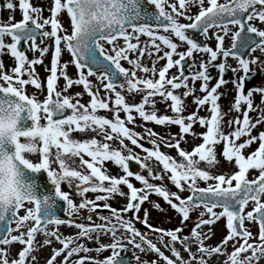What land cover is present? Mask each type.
I'll list each match as a JSON object with an SVG mask.
<instances>
[{
  "label": "snow or ice",
  "instance_id": "obj_1",
  "mask_svg": "<svg viewBox=\"0 0 264 264\" xmlns=\"http://www.w3.org/2000/svg\"><path fill=\"white\" fill-rule=\"evenodd\" d=\"M146 3L155 7V15H148L140 0H52L50 16L43 18L41 7H34L30 0H18L22 20L13 23L14 17L9 16L8 23L0 24V56L9 55L15 64L10 71H6L4 63L0 61V246H4L0 247V264H32L36 260L31 253L35 251L37 233L54 237L62 245L60 249H53L46 264H55L57 258L65 253L61 264H69L72 256L92 251L83 244H76V241L85 237L92 239L93 234L97 241L101 235H112L111 244H101L95 249L97 253L111 249L112 254L103 260L80 257L73 264H128L120 258L121 251H128L124 240L116 235L121 229L130 234V238L126 240L128 245L141 252L156 253L164 264H191V261H195V264H208L205 257L211 258L214 255L226 256L222 264H259V260L264 257V131L258 136L251 135L257 125L264 123V108L253 107L254 93H259L261 104L264 105V88L251 89L245 94L244 82L251 73L250 65H259L260 61L255 57L246 59L243 54L257 50L264 53V30L252 23L258 21L264 24V0H225L224 3L207 0V7H204L205 0H176V3H169V0H146ZM194 4L199 6L198 14L186 15ZM3 7L14 11L16 5L12 0H5ZM63 13L69 17L70 34L59 19ZM181 17L191 22L182 24L179 22ZM141 20H154L155 25L139 23ZM229 25L238 27V31L232 33V47L229 49L223 47V36L216 35L217 45L213 50L207 45L199 44L187 34L191 29L207 37L210 29L218 28L227 35ZM46 26L50 27V31H44ZM161 32L164 34H160ZM141 35L149 38L144 47L139 44ZM38 36L53 42L51 67L46 69L50 71L47 77V95L43 101L26 92L28 85L43 90L35 65L43 63L42 58L49 48L38 46ZM253 36L259 39H254ZM6 38H10V42H6ZM174 38L179 44L174 42ZM120 39L124 41L123 46L117 44ZM133 40L137 42L133 43ZM105 43L111 48L106 49ZM21 44L28 45L30 51L39 52L40 58L29 60L25 51L21 50ZM182 44L187 45L186 51H178ZM65 49L72 55V63L78 70L79 76L76 79L68 76V65L60 63ZM137 52L139 55L136 59H131L130 54ZM160 52L163 55L157 56ZM194 53H206L209 59L207 62H200L198 71L185 75L183 62L192 59ZM146 54L149 57L156 56L151 67L142 63ZM220 55L237 60L239 68L232 71L244 74L238 81H233L237 88L233 110L239 113L242 104L247 106L242 112V119L237 117L228 121L230 128L233 125L235 127L227 134L223 131L225 114L218 104L220 95L217 91L226 83L223 79L226 64L216 65L221 78L215 86L210 89L208 87L211 77L207 69L214 66L213 62ZM159 60H165L166 63L157 69ZM122 61L131 65V69L123 67ZM174 67L179 69V73L169 77L168 73ZM195 67V63L189 65L190 69ZM101 68L103 71L98 74L97 70ZM84 69H87L86 74ZM138 72L145 76H139ZM93 76L100 81L102 90L106 93L104 97L100 95L101 89L89 80ZM61 78L65 85L58 91L57 81ZM121 78L123 82L118 83ZM189 80L193 84L202 81L200 92L206 95L203 98L195 97L193 103L197 105V110L184 116V100L194 96V89L188 85ZM74 85L83 86L84 92L90 97L87 105L80 102L81 93L65 95ZM180 88L185 89L182 96L175 94ZM123 93L143 95L139 103L130 104ZM156 97L162 98V102L170 101L168 106L172 116L157 114ZM205 105H210V118L198 115ZM146 108H151L152 111H146ZM98 110L111 112V118L98 115ZM253 111L260 112L255 122L249 115ZM121 112L124 113V118H121ZM133 113L138 114L144 122L178 126L179 137L165 139L148 129L147 135L151 138L149 142L153 147L143 148L138 141L144 137L128 127L135 123ZM197 123L207 130L199 136L203 142L189 152L181 148V141L186 135H196L193 127ZM88 132L96 135L84 140L73 138V133ZM96 136L103 139L98 140ZM242 137L247 139L238 143ZM113 140L118 142V147H112L110 142ZM125 140L136 148H141L146 155L141 157L134 153L125 144ZM257 141L258 148L245 156L244 150ZM161 144L175 148L181 158L179 162L161 152ZM221 144L223 148L220 154L229 163L234 161L238 169L230 176L212 175L201 167V164L208 168L218 164L216 146ZM29 155H38L39 161L33 162L28 158ZM133 161L147 175L131 171L130 163ZM152 161H155V167ZM107 162L121 169L123 174L110 175L105 167ZM250 170L259 173L251 180L248 179ZM40 174H46V182L51 186V191L40 183ZM130 178L138 181L142 187H135ZM165 179L170 180L179 192L190 191L192 194L182 198L163 184L150 182ZM212 180L216 183L205 188L197 184V181ZM64 184L69 188L74 187L76 194L82 198L78 205L73 202L69 193L62 190ZM122 187H126L128 192L125 193ZM90 192L97 193L95 199L86 197ZM152 194L161 197L180 215L181 224L190 219L193 210L204 209L199 213L190 236L183 239L179 235L183 231L182 227L174 230L156 229L148 224L146 210L143 220H140L139 215H134L135 220L145 224L151 231L160 233V243L164 244L175 259L165 256L156 244L134 227L131 220L122 218V214L129 212L138 214ZM116 195L127 198L124 208L118 211L110 208L107 203L103 204V208L112 213L117 223H111L107 217H99L104 223H94L91 215L87 217V225L72 219L82 209L95 213L99 208V201H107ZM57 201L66 204L65 212L69 219L56 216L54 208ZM250 203L254 207L246 212ZM26 204L32 207L26 208ZM154 207L162 210L159 204ZM217 208L221 211H215ZM21 210L25 213L22 216L19 215ZM206 215L208 219H204ZM222 218L226 219L228 234L219 245L206 247L205 240L211 238V226ZM246 221L258 225V237L254 238L245 227ZM29 222H32L31 226ZM12 224L16 227L13 228ZM49 225H54L56 230L49 231ZM61 225L75 227L79 232L77 235L64 237L58 231ZM205 226L209 227L208 232L202 231ZM13 232L19 234L13 235ZM164 237L169 238L167 243ZM136 238L147 245V248L137 243ZM189 239L197 244L195 253L191 251ZM253 239H258L259 243H250ZM229 242H234L233 251L226 253L222 249ZM14 243L23 247L16 258L9 260L7 246ZM43 243L48 245L51 240L45 239ZM176 243L183 245L190 260L182 258L174 247ZM74 244L76 246L73 247ZM249 252L251 255H243ZM136 259L139 260V257ZM151 264H157V261H152Z\"/></svg>",
  "mask_w": 264,
  "mask_h": 264
},
{
  "label": "rangeland",
  "instance_id": "obj_2",
  "mask_svg": "<svg viewBox=\"0 0 264 264\" xmlns=\"http://www.w3.org/2000/svg\"><path fill=\"white\" fill-rule=\"evenodd\" d=\"M37 1H46V0H30V2L36 3ZM50 3H52V0H49ZM12 2L14 3V5H16L15 10L13 11V15L9 14L10 10H7L3 7L4 2L2 0H0V24H4L7 21L3 18H7L8 15L9 16H13L15 17V21L19 22L22 20V13L19 10L18 7V0H12ZM220 3H224L225 0H219ZM169 3H176V0H169ZM207 0H205V4L204 7H207ZM168 11H170V9H166ZM199 11V6L198 5H192L190 7V9L187 11L186 15L188 16H195L196 14H198ZM50 16V11L48 16H42V17H49ZM60 21L61 23H63L64 28L68 29V31L70 32V22L69 24H67V19L65 17V14H61L60 16ZM69 20V19H68ZM70 21V20H69ZM179 22L182 24H188L191 21L184 19L183 17L179 18ZM15 23V22H13ZM257 28L264 30V24H261L258 21H253L252 22ZM229 32L227 35H225V33L218 29V28H214L212 30H210L208 32L207 37L202 35L200 36L198 39H196L198 42H200L202 45H207L209 47H211L213 50L216 49V45H217V40H216V35H220L224 37V41H223V47L225 49H229L231 48L232 45V33L236 32L238 30L237 26H233V25H229ZM131 32V31H129ZM160 34H164V33H160ZM149 41V38L147 36L141 35L139 37V44L141 47H144L145 44ZM6 42H10L9 40L6 39ZM133 43H136V40L132 41ZM174 42H177L179 44V41H176L174 38ZM159 43V42H158ZM52 41L51 39H48L47 44L44 45L41 48L44 47H48L49 51L48 53L42 58L43 63L39 64V65H35V71L36 74L41 82V84L43 85V90L40 89H36L31 85L26 86V92L29 96H33L35 95L39 100L43 101V99L45 98V96L47 95V77L50 75V71L46 70V69H50L51 67V58H52ZM117 44L120 46L124 45V41L122 39L117 41ZM104 47L106 49H110L111 46L107 45L106 43L104 44ZM163 47V46H162ZM165 51H167V49H164ZM187 50V45L186 44H182L180 45V47L178 48V51H186ZM152 51L154 52L155 50L152 49ZM25 54L27 55V57L29 58V60L32 59H36V58H40V54L39 52H33L30 50H25ZM139 55V53H131L130 54V58L131 59H136V57ZM157 56H162L163 52L157 53ZM258 58V60L260 61L259 65H250L251 68V72L254 71L255 69L259 70V79L255 82V84L251 87V89H258V88H264V53L260 52L259 50L255 51V52H251L248 56L247 59H251V58ZM72 57H70L69 52L65 49L60 57V63L61 64H67V69L66 72L68 74V76L70 78L76 79L79 76L78 70L75 67V65L72 63ZM174 59H178V57H174ZM209 59L208 54L206 53H194V56L192 59H189V65L195 63L196 67L195 68H189L188 67V72L189 75H191V73L193 71H198L199 70V64L201 61L207 62ZM156 60V56H152L149 57L147 54L142 58V63L145 66L151 67L152 66V62ZM0 61H2L4 63L5 66V70L6 71H10L11 68H13L15 66L14 64V59L12 57H10L9 55L5 54L3 56H0ZM123 67H125L126 69H131V65H129L126 61H122L121 62ZM166 63L165 60H159V62L156 64V68L160 69L161 67L164 66V64ZM220 63H224L226 64V69L230 70L231 72V76L228 80H225L226 83L223 84L217 91L218 94L220 95V99L218 100V104L220 105L221 111L225 114L224 115V121H223V131L225 132V134H227L228 132L232 131L235 127V125H233L232 128H230L228 126V121L229 120H234L237 117H239L240 119H242V112L244 110H246V105L241 106V112H236L235 110H233L232 106L235 102V97L237 95V88L236 85L233 83V81H238L240 76L244 75L241 71H236L233 72L232 69H237L239 68L238 65V61L235 60L232 57H223L222 55L218 56V59L213 62L214 66H209L207 71L209 76L211 77V80L208 82V87L209 89L213 86H215V84L217 83V81L219 80V70L218 67L216 65H219ZM84 73L86 74V72L84 71ZM179 73V69L178 68H172L168 75L169 77L173 76V75H178ZM99 74V73H98ZM139 76H145L144 73H137ZM148 76L150 77L151 74H148ZM158 78V77H156ZM89 80L92 82L93 85H95L97 88H100V95L101 97H104L106 95V93L102 90V87L100 85V81H98L96 79V77H89ZM123 82V81H122ZM121 82V83H122ZM202 81H196L195 84L192 83L191 80L188 81V85L190 88L194 89V96H189L184 100V104H185V111L183 112L184 116H188L189 114L195 112L197 110V105H195L193 103V100L195 97H200L203 98L204 95H206V93H202L200 92V86H201ZM65 85V81L63 80V78L59 79L57 81V90L61 91L63 89ZM250 89V90H251ZM119 90V89H118ZM185 91L184 88H180L178 90H176L177 95H181L183 94V92ZM75 93H81V96L79 97V100L81 103L87 105L90 101V97L87 95V93L84 92L83 86H76L74 85L71 89H69V91L67 93H65V95H69V96H74ZM126 96V101L130 104L132 103H139L142 95L143 94H133V95H128L127 93H123ZM112 99H114V96L112 97ZM156 104H155V110L157 111L158 115H168V116H172L173 113L171 112L170 108H169V102H162V98L160 97H156ZM261 96L259 95V93H254L253 95V107L254 108H264V105L261 104ZM75 102V100L73 101ZM111 106V105H110ZM210 105H205L203 106L199 112L198 115L201 117H206V118H210V111H209ZM146 111H152L151 108H146ZM98 115L101 116H106L111 118L112 113L111 112H107L104 110H98ZM121 118H124V113L121 112L120 113ZM134 117H135V123L134 124H130L128 125V127L138 133L140 136L144 137L142 140H144L145 142H147L150 146V149L153 147V145L149 142L150 141V137L147 135V130L151 129L153 132L157 133L159 136L165 137V139H168L172 136H176L177 138L179 137V127L176 125H156L152 122H144L136 113H133ZM250 117L252 118V121L255 122L256 119L259 117L260 112L259 111H253L249 113ZM206 128L205 127H201L198 123L194 125L193 127V132L196 134L195 136L193 135H186L184 140L181 141V148L187 151H192V149L196 146L199 145L200 143H202V139L199 138L200 134L206 132ZM264 131V123H261L259 125H257V127L255 129L252 130L251 135L252 136H258V134L260 132ZM96 135L95 133L92 132H88L87 134L85 133H73V138L74 139H78V140H84V139H88L91 138L92 136ZM96 138L98 140H102L103 138L101 136H96ZM244 139H247V137H242L240 141H238V143H242L244 141ZM125 144L128 146V148H131L132 151L134 153H136L137 155L143 157L144 155H146V153L140 149V148H136L135 146H133L130 141L125 140L124 141ZM112 144L113 148L118 147V142L116 140H113L110 142ZM258 141L257 143L252 144L249 148L244 150V154L245 156H247L248 154H250L251 152L255 151L258 148ZM222 148L223 145H217L216 146V153H217V159H218V164H216L214 167L208 168L207 165L205 164H201L202 168H206L212 175H226V176H230L231 174L235 173L236 171H238L237 167L235 166L234 161L232 163H229L228 161H226L223 156L220 154L222 152ZM160 151L168 154L170 156H172L173 158H175L178 162L181 159L178 156V152L175 148H168V147H164L163 144L160 145ZM127 154V153H125ZM28 158L30 160H32L33 162H38L39 161V156L38 155H29ZM87 159V157H85ZM134 162V161H133ZM78 163V161H77ZM153 164V166L155 167V161L151 162ZM135 166H136V172H141V174L147 175L146 172H144L143 170H141L139 168V166L134 162ZM105 167L108 169V173L110 175H122V170L119 169L118 167L114 166L111 162H107L105 164ZM159 169H157L158 171ZM258 172L256 170H250L249 174H248V179L251 180L253 178H255L256 176H258ZM130 182L133 183V185L137 188L142 187V185H140V183L138 181H136L135 179L130 178ZM157 185L163 184V186L167 187L171 192H177L179 195H181L182 198H186L188 197L191 192L190 191H184V192H179L178 189L175 188V186L171 183L170 180L165 179L163 181H151ZM216 181L212 180V181H197V184L199 187L201 188H205L207 187L209 184H215ZM62 190L69 193L70 198L73 200V202L75 204H79L81 202V197L78 196L76 194L75 188H69L67 184L62 185ZM122 190L127 193L128 190L126 187H122ZM97 193H87L86 197L88 199H95ZM127 198L126 197H121L119 195L113 196L112 198H110L107 201H99V208H103V204L107 203L110 205V208L112 209H116V210H122L124 208V206L127 204ZM262 202H264V197H262ZM159 204L160 205V209L162 210H158L156 207H154V205ZM25 207H32V205H25ZM254 207V205L252 203H250L247 208L245 209V211H251L252 208ZM145 210L148 213V224L151 225L152 228H156V229H164V230H174L177 227H182L183 231L179 234L181 239H183V237L185 236H190V232L191 229L193 228V226L195 225V223L197 222V220L199 219V213L201 211H204L203 208L200 209H195L190 213V219L188 221H186L184 224H181V217L178 213H176L161 197H158L155 194H152L149 196V200L146 201L142 207L141 210L138 214H134L132 212L126 213V214H122V218L123 219H128L131 220L134 227L139 230L142 234L146 235V238L151 240L152 243L156 244V246L164 253L167 254L168 257H171V252L164 246V244L160 243V233L158 232H153L151 231L148 227L145 226V224L141 223L138 220L134 219V215H139L140 220L144 219V212ZM215 211L219 212L221 211V209H216ZM24 211L21 210L19 215H24ZM90 216L89 215V211L87 209H82L79 210V212L74 216V218L77 219V223H81V224H89V221L87 220V217ZM92 217V221L94 223H104V221H102L99 217H107L109 218V220L111 221V223L115 224L117 223V221L112 217L111 215H91ZM204 219H208V216L206 215L204 217ZM32 222H29V226H31ZM226 225V219L222 218L220 221H218L215 225L211 226V238L205 240V244H208L210 246H216L219 245L220 242L224 239V237L228 234L227 233V229L225 227ZM13 228L16 227V225H12ZM245 227L248 228L251 233L253 234V237H258V226L255 222H245ZM48 230L49 231H53L56 230V227L54 225H49L48 226ZM209 231V227L205 226L202 231ZM22 231H26V229H22ZM59 233L62 234V236L64 237H68V236H74L77 235L79 230L76 229L75 227H69L67 225H61L59 226L58 229ZM13 235H18L19 233L17 232H13ZM116 235L118 237H121L124 240V245H126L128 251H121L120 252V258L122 259H128L129 264H151L152 261H157V264H164V261L161 260L158 255L156 253H152L151 251H145V252H141L139 249L134 248L132 245H128L126 243L127 238H130V234L126 233L123 231V229L119 230ZM45 239H50L51 243L48 245H44V240ZM168 237H164V241L165 243L168 242ZM113 242V237L111 234H107V235H101L99 241H97L95 234H93L92 239H88V238H81L80 240L76 241V244H83L85 247H88L90 249H92V251L88 252V253H84L81 252L78 255H74L70 258L69 260V264H73L74 261L78 260L80 257H91L93 259L96 260H103L106 257H109L112 254L111 249L107 250V251H103L100 253H97L95 251L96 248H98L101 244L104 245H109ZM136 242L137 243H141V246L144 248H147V245H144L139 238H136ZM211 242V244H210ZM250 243H259L258 239H253L249 241ZM233 243L234 242H229V244L226 246V248L222 249V251L226 252V253H231L233 251ZM76 244L72 245L73 247L76 246ZM189 246L191 247V250L193 253H195L197 251V244L195 241L189 239L188 241ZM183 247L182 244L180 243H176L174 245V247L180 248ZM237 247L239 246L238 244L236 245ZM0 247H4V246H0ZM22 245L18 244V243H14L10 246H7L8 251L10 253L9 255V260L16 258L18 252L22 249ZM62 247V245L54 238V237H46L43 233H37L36 238H35V251H33L31 253V256H35L36 260L34 262H32V264H46L47 260L51 257V255L53 254V249H60ZM184 248V247H183ZM64 255L62 254L60 257L57 258L55 264H61V262L64 260ZM243 255H251V253H246ZM243 255L241 258H243ZM31 256L29 257V260L31 261ZM217 258H209V257H205V259L208 261V264H222L223 261L226 260V256L225 255H216ZM139 257V260H137L136 258ZM187 261V260H186ZM263 262L264 264V257H262L259 260V264L260 262ZM177 264H179V262H177ZM191 264H194V261H191Z\"/></svg>",
  "mask_w": 264,
  "mask_h": 264
},
{
  "label": "water",
  "instance_id": "obj_3",
  "mask_svg": "<svg viewBox=\"0 0 264 264\" xmlns=\"http://www.w3.org/2000/svg\"><path fill=\"white\" fill-rule=\"evenodd\" d=\"M140 2L143 5L144 11L148 15H150V16L155 15L156 10H155V7L153 5L147 4L146 0H140ZM139 23H151V24L155 25L154 20H151V21L141 20V21H139ZM129 30H131V29H129ZM187 34H189L192 38H197L201 35L199 32H197L195 30H191V29L188 30ZM243 35H247V34H243ZM243 35H242V39H243ZM253 38L257 39V40L259 39V38L254 37V36H253ZM20 47H22V46H20ZM240 50L243 51L242 49H240ZM243 54H244V58L247 59L250 52H245ZM183 63H184V73H185V75H188L187 67L189 65V60H186ZM86 71H87V69H86ZM97 71H103V69L101 68V69H98ZM230 75H231L230 70L226 69V71L223 73V79L227 80L230 77ZM24 78L27 79V77H24ZM220 78H221V73H220ZM258 78H259V70L258 69H255L253 72H251L249 74L248 78L244 82L245 94L247 93L248 90H250L251 86L258 80ZM122 79L123 78H121V80L118 81V83H120L122 81ZM138 142L143 145V148L149 149V145L145 141L139 140ZM130 170L135 173L136 168H135L134 162L130 163ZM39 181L41 184L44 185V187L46 189L51 191V186L46 182V174H40ZM66 207H67L66 204H64L63 202L57 201L55 208H54L56 216L61 218V219H65L66 218V212H65ZM91 214H111V212L107 209H97V211L95 213L91 212ZM123 260L128 262L127 259H123Z\"/></svg>",
  "mask_w": 264,
  "mask_h": 264
},
{
  "label": "flooded vegetation",
  "instance_id": "obj_4",
  "mask_svg": "<svg viewBox=\"0 0 264 264\" xmlns=\"http://www.w3.org/2000/svg\"><path fill=\"white\" fill-rule=\"evenodd\" d=\"M4 3H5V0H2ZM34 7H41L42 9H43V11H42V16H48V14H49V9H50V7H51V3H50V1L49 0H46V1H37L36 3H33L32 4ZM6 9V8H5ZM8 10V9H7ZM9 14H11V15H13V10H10V12H9ZM65 14V17H66V19H67V24H69V17L67 16V14L66 13H64ZM8 18H9V15H8V17L7 18H3V19H5L7 22L6 23H8ZM15 18V17H14ZM43 18H47V17H43ZM12 22H16L15 21V19L12 21ZM63 24V23H62ZM64 26V25H63ZM44 31H50V27H48V26H46L45 28H44ZM69 34H70V32H69ZM7 40H9L10 41V38H6ZM42 41V42H41ZM47 41H48V38H43V37H40V36H38L37 37V44H38V46L41 48V47H43L44 45H46L47 44ZM52 41V40H51ZM53 43V42H52ZM103 43V42H102ZM22 45V50H28L29 49V46L28 45H25V44H21ZM67 219H69V217H67L65 220H67ZM72 219H74L75 220V222H77V219L76 218H74V217H72Z\"/></svg>",
  "mask_w": 264,
  "mask_h": 264
},
{
  "label": "bare ground",
  "instance_id": "obj_5",
  "mask_svg": "<svg viewBox=\"0 0 264 264\" xmlns=\"http://www.w3.org/2000/svg\"><path fill=\"white\" fill-rule=\"evenodd\" d=\"M204 232H208L207 230L206 231H204ZM210 244H211V242H210ZM125 247H127L126 245H124ZM205 246L207 247V246H210V245H208V244H205ZM177 250L180 252V254H181V256H182V258L184 259V260H190V257H189V254H188V252H185L184 251V248L181 246L180 248H177ZM192 251V250H191ZM165 256H168L167 254H164ZM171 258V257H170ZM211 258H217V256L216 255H214V256H212ZM172 259H175L174 257H172ZM194 264H195V261H194ZM260 264H263V262L261 261L260 262Z\"/></svg>",
  "mask_w": 264,
  "mask_h": 264
}]
</instances>
